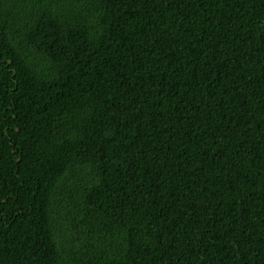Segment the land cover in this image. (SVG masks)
Returning <instances> with one entry per match:
<instances>
[{
	"label": "trees",
	"instance_id": "16d2710c",
	"mask_svg": "<svg viewBox=\"0 0 264 264\" xmlns=\"http://www.w3.org/2000/svg\"><path fill=\"white\" fill-rule=\"evenodd\" d=\"M0 264H264V0H0Z\"/></svg>",
	"mask_w": 264,
	"mask_h": 264
}]
</instances>
